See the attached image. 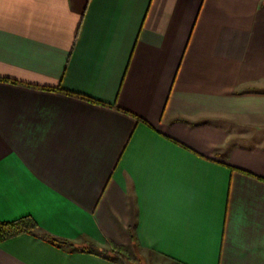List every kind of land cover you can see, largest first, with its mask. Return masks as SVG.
<instances>
[{
	"label": "crops",
	"instance_id": "1",
	"mask_svg": "<svg viewBox=\"0 0 264 264\" xmlns=\"http://www.w3.org/2000/svg\"><path fill=\"white\" fill-rule=\"evenodd\" d=\"M23 217L71 246L0 264H264V0H0V222Z\"/></svg>",
	"mask_w": 264,
	"mask_h": 264
},
{
	"label": "trees",
	"instance_id": "2",
	"mask_svg": "<svg viewBox=\"0 0 264 264\" xmlns=\"http://www.w3.org/2000/svg\"><path fill=\"white\" fill-rule=\"evenodd\" d=\"M23 234L40 236L42 239L58 245L71 246L69 242L61 241L40 232L38 225L31 217H23L12 222H0V243Z\"/></svg>",
	"mask_w": 264,
	"mask_h": 264
},
{
	"label": "rangeland",
	"instance_id": "3",
	"mask_svg": "<svg viewBox=\"0 0 264 264\" xmlns=\"http://www.w3.org/2000/svg\"><path fill=\"white\" fill-rule=\"evenodd\" d=\"M144 252H142V256H144ZM144 259H145V262L146 263H148V261H151V262H153V261H155V263H157L158 262V260H154V259H148V256L145 254V256H144ZM163 262V261H162ZM162 262H159V263H162ZM152 264V263H151ZM164 264V263H163Z\"/></svg>",
	"mask_w": 264,
	"mask_h": 264
}]
</instances>
